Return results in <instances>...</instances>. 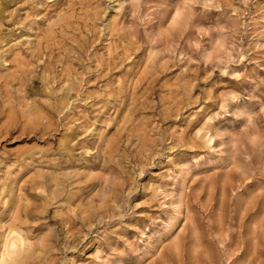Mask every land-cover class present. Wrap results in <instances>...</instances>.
I'll list each match as a JSON object with an SVG mask.
<instances>
[{
  "label": "rangeland",
  "instance_id": "rangeland-1",
  "mask_svg": "<svg viewBox=\"0 0 264 264\" xmlns=\"http://www.w3.org/2000/svg\"><path fill=\"white\" fill-rule=\"evenodd\" d=\"M0 264H264V0H0Z\"/></svg>",
  "mask_w": 264,
  "mask_h": 264
},
{
  "label": "bare ground",
  "instance_id": "bare-ground-1",
  "mask_svg": "<svg viewBox=\"0 0 264 264\" xmlns=\"http://www.w3.org/2000/svg\"><path fill=\"white\" fill-rule=\"evenodd\" d=\"M11 248L15 249V244L14 243L11 244Z\"/></svg>",
  "mask_w": 264,
  "mask_h": 264
}]
</instances>
